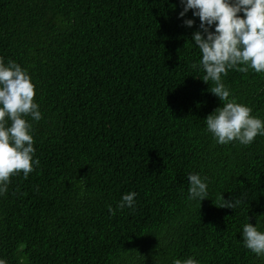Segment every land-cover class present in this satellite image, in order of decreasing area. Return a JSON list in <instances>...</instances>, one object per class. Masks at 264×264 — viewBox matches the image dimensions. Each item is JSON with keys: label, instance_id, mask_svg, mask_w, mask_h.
<instances>
[{"label": "trees", "instance_id": "obj_1", "mask_svg": "<svg viewBox=\"0 0 264 264\" xmlns=\"http://www.w3.org/2000/svg\"><path fill=\"white\" fill-rule=\"evenodd\" d=\"M181 10L179 0H0V57L27 70L42 114L24 117L39 165L0 196L7 264H264L242 242L244 224L264 230V136L219 145L206 131L220 101L191 67L199 21L182 26ZM222 81L264 120V74L231 69ZM190 172L208 179L200 204L188 199ZM128 192L135 210L110 216ZM221 196L241 202L220 208Z\"/></svg>", "mask_w": 264, "mask_h": 264}, {"label": "clouds", "instance_id": "obj_2", "mask_svg": "<svg viewBox=\"0 0 264 264\" xmlns=\"http://www.w3.org/2000/svg\"><path fill=\"white\" fill-rule=\"evenodd\" d=\"M181 11L177 19L182 26L192 28L195 18L199 24L191 34L190 43L198 48L200 59L193 69L202 70L203 82H213L210 93L220 106L203 120L206 131L219 145L236 141L249 145L257 135L264 136V120L251 115L252 109L231 98L222 77L236 69L264 74V0H179ZM191 10L192 18H185ZM243 65L242 67H240ZM34 84L26 69L13 60L0 57V196L7 192L10 177L23 174L26 179L39 165L35 159L32 126L24 117L39 121L42 114L34 102ZM188 199L200 202L208 197V179L199 172L187 175ZM135 192L121 196L116 209L108 207L109 215L125 208L135 210ZM220 208L233 209L239 199L224 200ZM243 246L256 256H264V230L259 224L242 227ZM0 264L7 261L0 258ZM173 264H199L193 257L175 259Z\"/></svg>", "mask_w": 264, "mask_h": 264}]
</instances>
